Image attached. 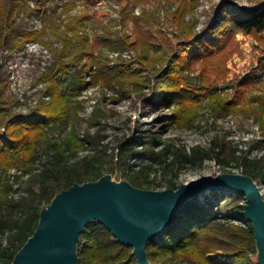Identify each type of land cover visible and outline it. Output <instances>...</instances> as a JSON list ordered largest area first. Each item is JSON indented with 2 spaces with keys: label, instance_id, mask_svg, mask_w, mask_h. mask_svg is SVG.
<instances>
[{
  "label": "trees",
  "instance_id": "obj_1",
  "mask_svg": "<svg viewBox=\"0 0 264 264\" xmlns=\"http://www.w3.org/2000/svg\"><path fill=\"white\" fill-rule=\"evenodd\" d=\"M31 2L35 4L34 9L26 6ZM49 3L51 0H0V47L12 53L20 49L24 42L35 39L46 44L54 54V61L44 74L49 100L41 103L31 114L13 112L14 106L5 98V86L0 76V126L5 129V132H0V262L4 264H13L16 254L35 233L40 212L56 194L75 184L98 180L103 176L100 170L104 166L108 167L107 172L112 175L119 169L118 180L125 178L137 188L150 190L161 187L150 178V167L133 162L134 156L140 153L132 142L121 145L117 160L110 163L106 147L90 136L86 139L94 151L70 162L65 161V156H75L81 149V140L74 136L75 131L67 142L58 144L51 141L49 127L68 122L73 111L72 97L75 90L95 83L110 84V75L115 72L110 70L107 61L96 62L94 46L80 32L82 19L71 18L62 25L57 21L60 16L54 13L52 28L42 32L22 31L12 20L15 13L22 11L41 16ZM231 6L224 2L217 9L212 23L201 33L195 32L196 23L193 20L186 19L189 7L184 5L173 14L180 36L187 43V50L186 54L181 52L174 56L169 66L158 73L162 81L158 86L160 95L155 98L154 104L177 103L179 106L185 96L181 92L186 91L177 93L175 77L199 61L215 60L217 53L224 52L227 61L238 48L237 34H252L260 44H264V3L254 9ZM48 36L55 38L57 47L45 41ZM106 41L113 50L130 46L119 32L110 34ZM90 64H95L97 71L92 73L91 81H87V67ZM71 72L75 73L77 83L65 85ZM252 84V78L242 80L234 95L225 100L217 96L213 84L205 80L204 88L196 93L200 97L198 101L187 107L181 103L180 108L184 107L190 118H194L203 99L207 98L209 107L215 113L228 115L246 110L252 114L256 102L254 98L246 102L244 97ZM260 110L264 113V108ZM256 119L264 128V115L261 113ZM90 125H96L94 120L90 121ZM143 143L146 145V141ZM152 147L153 144L146 146L142 153L166 171L186 162L202 163L211 153H215V159L220 164L230 163L219 158L223 149L215 152L213 148L205 152L195 147L188 154L175 149L174 145H165L158 152ZM234 159H238L236 161L242 174L264 183V158ZM12 169L21 173L14 175V179L10 176L7 178L8 171ZM166 187L179 188L172 179L167 181ZM16 193L20 194L15 197ZM211 194L229 195L238 203L225 212L227 224L217 223L221 210L209 201L200 202V198H195L182 204L168 228L149 241L147 252L152 264H258L252 224L245 215V196L231 191H215ZM233 220L240 224H229ZM215 231L222 232L220 236H212ZM132 251V247L118 242L103 224L93 222L86 226L81 235L79 264H138Z\"/></svg>",
  "mask_w": 264,
  "mask_h": 264
},
{
  "label": "rangeland",
  "instance_id": "obj_2",
  "mask_svg": "<svg viewBox=\"0 0 264 264\" xmlns=\"http://www.w3.org/2000/svg\"><path fill=\"white\" fill-rule=\"evenodd\" d=\"M224 2L231 4L230 8L254 9L264 0H51L41 16L25 11L15 13L12 17L15 25L27 32L50 30L54 13L60 16L57 21L62 25L71 18L82 19L80 32L94 46L96 62L107 61L110 70L115 72L110 75V84L95 83L76 89L68 122L49 127L53 143L67 142L73 131L74 136L81 140L79 152L75 156L66 155L65 161L70 162L94 151L87 136L106 147L110 163L117 160L121 145L132 142L140 153L134 156L133 162L150 167V178L161 185L150 190L161 191L168 189L167 181L171 179L180 187L203 176L242 174L238 159L234 158H264V128L256 119L261 113L264 115L260 110L264 108V44H260L252 34H237L238 48L227 61L224 52L217 53L215 60L199 61L175 77L177 93L186 91L181 92L185 94L181 99L184 107L198 101L200 97L196 93L204 88L205 80L213 84L217 96L226 100L234 95L242 80L252 78L253 84L244 96L246 102L253 98L256 102L252 114L246 110L228 115L215 113L207 98L203 99L194 118H190L184 107L180 108L181 103L179 106L177 103L154 104L160 95L158 86L162 81L158 73L169 66L174 56L181 52L186 54L187 50V43L180 36L173 14L184 5L189 7L186 19L193 20L195 32L201 33L212 23L217 9ZM26 6L34 9L35 4L31 2ZM118 32L130 44L128 48L113 50L108 47L107 37ZM45 41L58 46L53 36H48ZM53 61L51 49L39 40L30 39L12 53L0 47V76L5 86V98L13 104L14 113L31 114L41 103L49 100L44 74ZM96 71V65L90 64L86 80L91 81L92 73ZM76 83L75 73L71 72L65 85ZM91 120L96 125H90ZM0 132H5L1 126ZM150 143L155 152L161 151L165 145H174L175 149L188 154L195 147L205 152L213 148L215 152L223 149L219 158L230 163L220 164L215 153H211L202 163L186 162L166 171L142 153ZM107 168L102 167L100 173L109 174ZM119 173L117 169L112 175L114 179L126 180H118ZM17 174L20 172L12 169L8 171L7 178ZM258 183L264 197V183ZM211 193L195 198L216 205L222 213L217 223L227 224L225 212L238 203L229 195ZM229 224L240 223L233 220ZM220 232L215 231L212 236H220Z\"/></svg>",
  "mask_w": 264,
  "mask_h": 264
},
{
  "label": "water",
  "instance_id": "obj_3",
  "mask_svg": "<svg viewBox=\"0 0 264 264\" xmlns=\"http://www.w3.org/2000/svg\"><path fill=\"white\" fill-rule=\"evenodd\" d=\"M231 191L246 198L258 264H264V197L258 182L245 174L203 176L177 190L156 191L117 181L112 174L75 184L56 194L41 212L33 236L13 264H79L78 246L86 226L103 224L121 244L132 247L138 264H152L147 245L171 224L180 206L206 192ZM0 264H4L0 262Z\"/></svg>",
  "mask_w": 264,
  "mask_h": 264
},
{
  "label": "built area",
  "instance_id": "obj_4",
  "mask_svg": "<svg viewBox=\"0 0 264 264\" xmlns=\"http://www.w3.org/2000/svg\"><path fill=\"white\" fill-rule=\"evenodd\" d=\"M17 172H20L21 173V171H17ZM13 178V177H12ZM17 187V186H16ZM16 197V196H15Z\"/></svg>",
  "mask_w": 264,
  "mask_h": 264
}]
</instances>
